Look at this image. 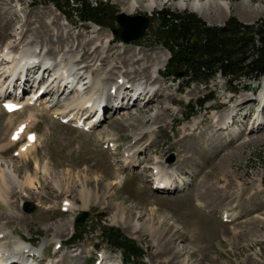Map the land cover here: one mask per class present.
I'll use <instances>...</instances> for the list:
<instances>
[{"label": "rangeland", "instance_id": "rangeland-1", "mask_svg": "<svg viewBox=\"0 0 264 264\" xmlns=\"http://www.w3.org/2000/svg\"><path fill=\"white\" fill-rule=\"evenodd\" d=\"M91 1H102L113 7V29L119 28L117 15L127 14L132 1H137L139 6L132 16L152 13L156 18L157 12L163 9L187 11L215 27L233 18L245 24L264 20V0H220L229 5L228 10H222L219 0H203L209 4L202 13L193 11V0ZM182 2L189 3L190 8L182 7ZM152 4L156 5L155 9L148 11L147 7ZM19 34L29 48L38 46L37 51L56 64H60L67 53L63 66L77 58L81 67L92 66L94 78H108L106 83L112 86L120 76L130 85L151 83L153 67L163 56L169 59L167 51L154 44L151 32L138 42L126 44L117 40L108 27L82 24L76 17L68 21L51 2L0 0V47L17 40ZM83 52L89 53V57ZM166 63L160 65L167 66ZM166 66L160 71L158 85L162 84L170 96L159 95L145 107H135L125 113L114 115L112 109H107V118L89 133L61 124L44 103L14 116L6 114L0 104V175L3 173L0 226H5L13 235L11 240L21 238L33 244L44 251L50 262L62 256L64 264H95L94 248L100 247L108 258L104 263L123 264L121 252L101 238V227H113L141 247L144 257L140 264H264V126L261 125L264 123H254L258 115H261L259 122L261 119L264 122V99L260 97V93L264 94V78L256 82L254 88L250 86L251 81L243 80L237 83L241 85L238 93L232 94L228 91L229 81L223 77L211 78L208 87L197 83L185 87L187 79L168 76ZM34 89L30 88L27 94ZM252 91L258 94L255 96ZM207 95L216 99L186 121L184 106L203 100ZM241 102L244 105L238 108ZM31 116L30 131L37 134V143L20 153L21 143L14 144L10 134L18 123ZM228 117L235 122L226 130L223 123ZM197 118L201 119L198 127H191ZM185 124L188 125L186 131ZM142 132H149L140 143L144 144L143 152L138 165L129 166L137 168L125 172L118 161L122 159L120 153L116 155L105 149L103 142L114 140L125 149ZM150 133L152 143L147 144ZM27 151L28 155L23 156ZM158 159L165 165V171L178 172L180 187L177 191L162 194L152 189L150 177ZM8 162L13 167H9ZM7 170L12 171L11 175ZM29 176L30 185L27 184ZM185 184L186 189H181ZM86 189L91 191V203L82 209ZM66 199L75 204L67 213L63 212ZM24 203H29L34 210L25 211ZM119 204L127 207L126 212L131 210L138 217L142 216L137 222L139 228H133L134 221L128 228V224L113 221ZM84 211L91 214L85 226L69 233L67 222L74 220L75 225L76 218ZM225 211L242 214V217L225 223L220 217ZM145 223H151L153 228L147 231ZM169 228L175 229L177 236L161 240L160 236ZM74 233L81 237L80 241L67 245ZM60 240L64 246L55 249ZM8 245L12 252L16 251V244ZM19 245L21 240L17 251ZM130 261L138 263V260Z\"/></svg>", "mask_w": 264, "mask_h": 264}, {"label": "bare ground", "instance_id": "bare-ground-1", "mask_svg": "<svg viewBox=\"0 0 264 264\" xmlns=\"http://www.w3.org/2000/svg\"><path fill=\"white\" fill-rule=\"evenodd\" d=\"M202 1L203 0H193V3H191V5L193 6V9H194L193 11H196L198 13H202L203 11L206 12L205 7H207V5L209 3L208 2L204 3V1L202 3ZM136 2L137 1H132L131 5L126 9L127 15L135 14L136 10L139 8V6L137 7ZM218 2L220 4V6L222 7V10H228L230 8L227 3H223L222 4V1L220 2V0ZM191 5L189 3H186V2H182L181 3V6L184 7V8H186V7L190 8ZM155 7H156V5L152 4L150 7H147V8L149 9L148 11H152V10L155 9ZM128 12L131 13V14H129ZM125 14H126V12H125ZM151 14L152 13H148L149 16ZM18 36H19L17 38L18 41L16 39L13 42L12 41H8L5 45H3L2 48L0 47V53L5 55V58H3L4 60H2V62H0V102H1L3 97L7 96L9 90H10L9 93L12 92V93L17 94V92H16V90H17L16 87L17 86L15 87V85H17V82H21L22 83V81L20 80V78L17 80L16 84L14 85V90H12L13 87H11V82H10V78H11V76L14 75L15 71L17 70V68L22 69V70H25V68H27V76H26L27 80L24 82L25 84H24V90H23L24 94L27 91H29L30 88H35L36 87L35 86V80H36L35 76L39 75L40 68H41V67H38L37 64H35L38 61L43 63V64H41V66H42V68L44 70H43V72L41 74V81L39 82V86H38L37 90L29 97V100L33 99L40 89H45V93L42 95V97L40 98L39 101L43 100V97L47 96V95L49 96L48 97L49 99L47 100L48 102L41 101L40 105H42L44 103V107L46 106L45 107L46 109L52 110V115L53 116L54 115L69 116V115H72V114L74 116H78L79 114L83 115L84 112H86V111H87L86 114H88L90 109L89 110L86 109V104L87 103H92V109L91 110H94L95 108L104 109L103 118L105 120L107 118L106 117L107 109H110V110L112 109V112L114 113V115H115L116 112L125 113V111L133 109L135 107H145L149 103V101L152 100V96H155L154 99H156L157 97L159 98V95L163 96L164 98L168 97V95H169V94L166 93V90L163 88L162 84L158 85L159 79H160V76H161L160 71H161V69L164 66H166V65H162L161 66L160 64L168 62V58L165 57L166 55L163 56V58L161 59V61L159 62V64L157 66L153 67L152 74H151L152 77H151V81H150L151 83H149V82L146 83L145 82V85H144V83L143 84L140 83L139 86L137 85L139 87V91L142 88L145 93H146L145 89H147L150 86L149 90L147 91L148 98L145 99V100H148L147 103L144 104V105L143 104H139V103H137L139 99H136L135 102H134L133 107L131 108L129 106L130 105L129 103H127L126 106H124L123 100L120 99L121 96L122 95L124 96V94L126 93V91H124V90L122 91V89H124V86L119 85V81L121 79H124V77L120 76V77L117 78V82L115 81L118 84L117 85L118 89L116 90L117 95L116 96H112V94H111L112 90H114L115 88L112 87L111 83H106L108 78H104L102 76L94 78V76H93V71L94 70L92 69L91 65H84V66L81 67L80 63H79L81 61L78 60L77 58H75V59L73 58V59H71V61H70L68 66H62L61 64H57L54 67L55 71H52L51 70V66L48 64L49 62L47 61V59H45V58L42 59L43 56H42L41 52L39 54L37 53V49H38L37 47L38 46H36L35 49H31V48L28 47V45H26L23 42L24 39H21L22 36L20 34ZM69 39H70V37L67 39L68 42H69ZM109 41L112 42L113 38L110 39ZM16 43H18V44H16ZM100 48H102V47H100ZM16 49H18V52H15ZM77 49H79V48H77ZM65 51H66V49H65ZM72 51H74V50H72ZM67 52H70V51H67ZM99 52H100V50H99ZM50 53H51V51H50ZM83 53L86 56L89 55V53H87V54L85 52H83ZM53 54H54V51H53ZM65 55H67V53H65L64 56H62L61 63H63V61L65 60V57H66ZM10 57H13L12 61L11 62H6ZM90 57H92V56L90 55ZM30 58H33L32 62H26L27 61L26 59H30ZM99 58H100V56H99ZM94 59H95V57H94ZM101 59H103V58H101ZM85 60H86V58H85ZM106 61H107V58H106ZM23 62H26L25 63L26 65H23L22 64ZM78 66H79V68H77ZM12 71H13V73H11ZM51 72H53L52 76H51ZM46 74H48V78L45 81V75ZM127 83H130V82H127ZM18 89H20V88L18 87ZM135 89H137V87L132 88L131 92H133ZM125 90H127V89H125ZM80 91H83V92L81 93ZM72 94H73V96H72ZM141 95H143L142 92H140V96H138V98H140ZM262 96H263V99H264V94L260 93V97H262ZM39 101L37 102V104L39 103ZM119 101H121V102H119ZM170 104H172V103H170ZM242 105H244V103L241 102L237 107L239 108ZM166 108L165 109L168 110V107H166ZM262 111H263V109H262ZM16 114H11V116H14ZM165 115L166 114H165V111H164L163 117H165ZM260 118H261V115H258V117L256 118L254 123H256V124L264 123V122H262V119L259 122ZM197 119L198 120L194 119L195 121L193 120V122L191 123V127H193V128L198 127L197 126L198 125V121L201 120V119L200 118H197ZM227 119L228 120L226 121V123H223V127L226 130H228L229 127L234 125V122H235V121L231 120V117H228ZM32 120H33V117L31 116L26 121L29 124V129H30V125L32 123ZM242 122H245V121H242ZM221 125H222V123H221ZM261 125L264 126V124H261ZM258 126H257V128H258ZM15 128H16V126H15ZM187 128H188L187 124L183 125L184 131H186ZM253 129L257 130L256 128H252V130ZM26 130H28V127L25 129V131ZM148 133H144V132L138 133L136 135V137H135L137 139L135 141V143L131 144L130 146H128L127 149L124 151L125 153L123 154V156L131 158L130 160H126L127 164H126L125 168H129L130 165H133V166L138 165L137 164V162H138V160H137L138 156L137 155L143 152L142 149L144 147V144L140 145V143L142 142V138L145 135H147ZM11 134H10V136H11ZM150 134H149V136H150L149 137V141H148L147 144H151L152 143L151 137H152L153 134L152 133H150ZM133 139H134V137H133ZM233 139H235V138H233ZM233 139L231 141V144H233ZM112 143L115 144V142H112ZM30 145L31 144H29V145L26 144L25 145V149L28 150V148H30L29 147ZM31 147H32V145H31ZM145 149H147V148H145ZM28 152L29 151H27V153L23 154V156H27ZM129 153H132V155H130ZM155 158H157V157H155ZM187 158L188 157H186L185 160ZM183 163L185 164V161L182 162V165H184ZM8 164H9L8 165L9 167H11V166L13 167V164H11V162H8ZM154 165L155 166L152 167V172H155V170H157V172H158V174L155 177L156 181L162 182V183H167V184L171 183L172 185L174 184V181H177L178 183L180 182V181H178V178H179L178 172L177 171H173L172 173H169L168 171H165L163 169V166H165V165H163L161 160H159V159L156 160ZM135 168H137V167H135ZM135 168L134 169H130L129 168V169L130 170H135ZM138 168H139V166H138ZM46 170H47V168H46ZM7 171L11 175L12 171L11 170H7ZM2 176H3V173H1V175H0V180H1ZM85 177H87V176H85ZM31 182H32V180H31V177L29 176L27 178V184L30 185ZM25 184H26V182H25ZM113 184H115V183H113ZM77 187H78V185H77ZM177 189H179V188H175V189H173V191H175V190L177 191ZM181 189L185 190L186 189V184L183 185ZM58 191H59V189H58ZM63 191H65L66 193L68 192L67 188H64ZM170 192H172V190L169 191V192H166V193H170ZM84 193L85 194L83 195V198H82V200H83L82 209L86 208V207H89V204L91 203V201L89 200V197H91V191L86 189V190H84ZM98 194L99 193H97L95 198H97ZM0 195L3 196V192H2L1 186H0ZM106 195H108V197H109V193H106ZM65 202H67L66 204H64V207L67 208V210H65V211L66 212L72 211V209H74V207H75V204L73 203V201H70L69 199H66L64 201V203ZM116 210L117 211H116L115 216L113 218V221L116 224H119V225H124V224L127 225L128 224V226L126 227V228H128V227H130L131 222L134 221L133 228L134 229L139 228V224H137V222H139V220L142 218V216L138 217V214L137 213L134 214L133 211H131V210L126 212L127 211V207H121V204H119V206L116 207ZM225 214L230 215L231 213L229 214V211H225L223 215H225ZM144 216L145 215H143V217ZM119 217H120V219H118ZM123 217H125L124 221H122ZM241 217H242V214L232 213L231 216L229 217V219L234 221V220H236L238 218H241ZM148 219L151 221V219H152L151 216H148ZM1 224H2V222H1ZM66 225L68 227V232L71 233L73 231L74 220H70L69 222H67ZM141 225L143 227V224H141ZM169 226H170V224H169ZM145 228H146L147 231H150V229L153 228V226L151 225V223H145ZM174 230L175 229H172V228L167 229L160 236L161 240L162 239L163 240H170V239L172 240V238H174V236H177V232L175 234ZM136 233H138V232H136ZM172 234H173V237H172ZM12 236L13 235L8 231V229L5 226H3V225L0 226V239H3L0 242V253L6 255L7 257H5V258H12V259H8L7 262L13 261V260L19 261V260L24 259V255L26 253L30 254L32 252L33 253L34 252H38L37 250H34V246H30L29 244L24 242L21 238L18 239V240H15V241L11 240ZM19 240H21V245H19V251H17L18 250ZM57 242L58 243L59 242L62 243V240L57 241ZM11 243L16 244V251H14V252H12L9 249V245L8 244H11ZM16 252H17V254H16ZM3 261H5V260H0V264H2ZM63 262H64L63 261V257L60 256V259L58 261H55L53 264H60V263H63ZM20 264H25V263H20ZM178 264H181V263L178 262Z\"/></svg>", "mask_w": 264, "mask_h": 264}, {"label": "trees", "instance_id": "trees-1", "mask_svg": "<svg viewBox=\"0 0 264 264\" xmlns=\"http://www.w3.org/2000/svg\"><path fill=\"white\" fill-rule=\"evenodd\" d=\"M44 1L53 3L70 21L76 17L79 23L113 29V7L105 2ZM156 22V29H151L154 44L171 54L167 75L183 74V79H187L185 87L194 83L208 87L211 78L220 76L229 81V93L236 94L241 88L237 83L249 80L253 87L264 77V20L245 24L233 18L226 23L227 31L222 32L220 27L208 25L196 14L164 9L157 13ZM215 99L213 95H207L205 99L187 105L185 119H191L199 109ZM101 234L103 242L120 250L126 262L133 259L140 264L143 250L119 229L101 227ZM80 238L75 235L71 243L80 241Z\"/></svg>", "mask_w": 264, "mask_h": 264}, {"label": "water", "instance_id": "water-1", "mask_svg": "<svg viewBox=\"0 0 264 264\" xmlns=\"http://www.w3.org/2000/svg\"><path fill=\"white\" fill-rule=\"evenodd\" d=\"M118 29L113 30V35L124 43H132L142 40L150 27L151 18L144 15L131 16L125 13L118 14L116 17ZM222 32H226L225 25L222 26ZM179 76V75H178ZM183 76V75H180ZM24 210L31 213L34 208L30 204H24ZM90 217L89 212H82L78 215L75 228L79 229L85 226L87 219Z\"/></svg>", "mask_w": 264, "mask_h": 264}, {"label": "snow or ice", "instance_id": "snow-or-ice-1", "mask_svg": "<svg viewBox=\"0 0 264 264\" xmlns=\"http://www.w3.org/2000/svg\"><path fill=\"white\" fill-rule=\"evenodd\" d=\"M23 130H24V126H21V128L18 130V132L16 133V135L14 136V138H19V135L23 132ZM29 138L32 139V140L35 139V137L32 136V135H30Z\"/></svg>", "mask_w": 264, "mask_h": 264}]
</instances>
